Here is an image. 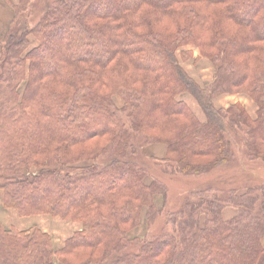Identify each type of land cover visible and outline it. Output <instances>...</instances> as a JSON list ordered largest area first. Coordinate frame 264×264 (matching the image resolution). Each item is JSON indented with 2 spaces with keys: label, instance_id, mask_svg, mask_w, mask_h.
I'll use <instances>...</instances> for the list:
<instances>
[{
  "label": "trees",
  "instance_id": "16d2710c",
  "mask_svg": "<svg viewBox=\"0 0 264 264\" xmlns=\"http://www.w3.org/2000/svg\"><path fill=\"white\" fill-rule=\"evenodd\" d=\"M30 3L12 6L0 44L9 98L0 108L1 207L82 229L55 250L37 227L0 223V264H264V186L227 200L196 190L170 215L168 234L128 237L143 209L154 221L153 198L165 194L158 180L145 183V146L166 147L160 163L171 175L224 165L239 142L247 158L264 159V0H56L33 26ZM187 45L213 67L204 88L176 57ZM234 95L255 104L254 120L239 104H213ZM226 207L236 211L228 221Z\"/></svg>",
  "mask_w": 264,
  "mask_h": 264
},
{
  "label": "rangeland",
  "instance_id": "374dc122",
  "mask_svg": "<svg viewBox=\"0 0 264 264\" xmlns=\"http://www.w3.org/2000/svg\"><path fill=\"white\" fill-rule=\"evenodd\" d=\"M55 1L56 0H31L28 8L29 26L36 24L42 17L48 5L50 6ZM9 3L10 4L2 0L0 1V44L7 28L9 27L13 15L12 6L16 5L18 0H9ZM29 42L30 49L37 46V41L32 36H29ZM185 53L186 52H181L180 54H176L177 59L179 58L180 61L184 63L190 59ZM114 101L118 103L119 99L114 97ZM6 105H9L8 92L6 86L0 82V108H5ZM244 111L246 112L245 109ZM243 136L244 135H242V139ZM245 152L246 151L241 146L240 142L239 145L234 144L232 147V156L229 162L208 170L204 174L197 177L184 176L180 174H165L163 173L164 165L160 163V161L156 159L146 161V164L149 167L148 180H158L164 187L165 194L163 198L161 195H156L157 199H159L157 200L158 208L156 207V210H160V212L155 216L154 221L149 226L147 225L144 217V210L142 213L141 224L130 231L128 235L129 239L142 238L145 236H147V238H151L168 234L170 232V224L167 221L170 219V215L176 213L177 210L180 209L179 207H181V204L186 196L196 190L208 188L217 190L218 192L223 193L222 198L227 200L232 192H236V195H241L246 193L247 190L264 186L263 157L249 159L245 155ZM29 173L31 172H27L26 174ZM226 208L233 209L232 207ZM29 218L19 217V220L24 221ZM262 247L264 248L263 244Z\"/></svg>",
  "mask_w": 264,
  "mask_h": 264
},
{
  "label": "crops",
  "instance_id": "0c3cea01",
  "mask_svg": "<svg viewBox=\"0 0 264 264\" xmlns=\"http://www.w3.org/2000/svg\"><path fill=\"white\" fill-rule=\"evenodd\" d=\"M181 52H190L192 54V57L189 60H187L185 63L180 61V59L178 58V62L180 66L185 70V72L188 74L189 77H191L201 88H204L212 80L213 67L211 63L207 59L200 57L197 49L192 46L183 47L177 53L180 54ZM177 99L179 101L184 102L200 122H205V117L202 111L200 110L199 106L190 95L183 94L180 95ZM116 104L118 105L119 108L122 106L121 101H119ZM213 104L216 108H224V109L234 104H240L246 110V113L248 114L250 119L254 120L256 117L257 107L246 96H242V95L221 96L215 99L213 101ZM143 152H144V156L148 159H156L160 161L166 157V147L162 144H152L145 146L143 148ZM151 180H148V178H146L145 183L149 184ZM157 200H159L157 199V196H154L153 204L155 205V207L158 206ZM144 210L145 209H143L141 212L140 224L142 222V213L144 212ZM145 212H144V217H145ZM235 215H236V211L234 209L224 208L222 210V218L224 221H228L232 219ZM31 217L40 218L41 221L38 222L37 218H31ZM25 218H29V217H25ZM0 223L2 224L3 228L6 230L15 229L17 231H24L32 227H37L42 232L50 236L55 250L61 249L64 245V242L67 239H69L74 233L79 232L82 229V225L79 222L64 221L59 218H51L48 216H30L29 219L22 221L19 220V217L15 211L3 209L1 207V202H0ZM40 225L47 227L50 230V232L42 230ZM19 226H23V227L19 228ZM56 241L58 242L60 241L59 244L56 243ZM262 244L264 246V238L262 239Z\"/></svg>",
  "mask_w": 264,
  "mask_h": 264
},
{
  "label": "bare ground",
  "instance_id": "6f19581e",
  "mask_svg": "<svg viewBox=\"0 0 264 264\" xmlns=\"http://www.w3.org/2000/svg\"><path fill=\"white\" fill-rule=\"evenodd\" d=\"M37 220H38V222L41 221L40 218H37ZM34 222H35V220H34ZM38 222H36V223H38ZM22 227H23V226H19V228H22ZM40 227L42 228V230L47 231V232H50V230H49L47 227L42 226V225H40ZM54 240H55V238H54ZM59 242H60V241H59ZM59 242L56 241V243H58V244H59Z\"/></svg>",
  "mask_w": 264,
  "mask_h": 264
}]
</instances>
